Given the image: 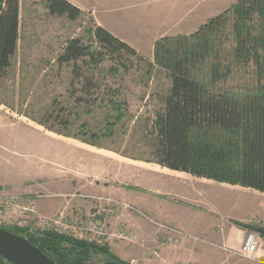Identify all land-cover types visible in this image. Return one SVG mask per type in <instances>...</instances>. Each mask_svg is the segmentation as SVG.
<instances>
[{"label":"rangeland","instance_id":"374dc122","mask_svg":"<svg viewBox=\"0 0 264 264\" xmlns=\"http://www.w3.org/2000/svg\"><path fill=\"white\" fill-rule=\"evenodd\" d=\"M69 1L82 9L79 18L51 14L46 0H20L18 49L0 81V196L33 204L39 216L64 212L135 235L95 242L107 248L92 255L96 262L259 264L239 250L254 232L264 259V236L253 228L264 227V192L148 161L153 120L172 85L156 62V42L192 35L239 0ZM96 25L137 56L112 53L92 69L88 57L59 63L70 39L93 44ZM222 36L219 44L230 47L231 32ZM194 75L210 84L207 63ZM256 81L254 65L245 64L219 85L239 91ZM33 215L25 226H6L46 232Z\"/></svg>","mask_w":264,"mask_h":264},{"label":"trees","instance_id":"16d2710c","mask_svg":"<svg viewBox=\"0 0 264 264\" xmlns=\"http://www.w3.org/2000/svg\"><path fill=\"white\" fill-rule=\"evenodd\" d=\"M46 4L54 15L77 19L83 13L69 0H46ZM228 31L233 40L230 47L219 44ZM90 32L93 44L70 39L58 62L76 64L88 57L92 69L112 53L120 59L125 54L137 56L130 44L105 27L96 25ZM19 40L20 0H0V81L12 66ZM155 59L169 71L172 85L164 108L153 120V158L148 161L264 192V0H239L192 35L159 39ZM202 63L209 67L208 85L194 75ZM119 64L129 69L123 60ZM245 64L255 67L256 87L236 91L219 85L236 65ZM3 228L25 236L58 264H104L92 259L96 252L107 253L95 242L55 231L36 235L25 228ZM253 228L264 236V227ZM0 264L14 263L0 254Z\"/></svg>","mask_w":264,"mask_h":264},{"label":"built area","instance_id":"2783aa9c","mask_svg":"<svg viewBox=\"0 0 264 264\" xmlns=\"http://www.w3.org/2000/svg\"><path fill=\"white\" fill-rule=\"evenodd\" d=\"M18 197L0 196V227L16 224L25 226L28 224V214H34L36 226L42 231H55L60 234L73 237L88 242H102L111 239L134 240L133 233L123 231L112 232L107 223L102 220L89 218L73 219L64 212H59L50 217L39 216L33 204L23 205L18 202ZM30 223V222H29ZM261 239L254 232H248L243 239L239 254L246 259H250L264 264V259L258 256L261 250Z\"/></svg>","mask_w":264,"mask_h":264},{"label":"water","instance_id":"95a60500","mask_svg":"<svg viewBox=\"0 0 264 264\" xmlns=\"http://www.w3.org/2000/svg\"><path fill=\"white\" fill-rule=\"evenodd\" d=\"M22 248L32 252L38 262L30 258ZM0 254L14 264H58L26 237L0 227ZM107 264H121L108 262Z\"/></svg>","mask_w":264,"mask_h":264},{"label":"bare ground","instance_id":"6f19581e","mask_svg":"<svg viewBox=\"0 0 264 264\" xmlns=\"http://www.w3.org/2000/svg\"><path fill=\"white\" fill-rule=\"evenodd\" d=\"M24 250V252L30 257L32 258L33 260L37 261L38 262V259L35 257V255L30 252L29 250L25 249V248H22Z\"/></svg>","mask_w":264,"mask_h":264},{"label":"crops","instance_id":"0c3cea01","mask_svg":"<svg viewBox=\"0 0 264 264\" xmlns=\"http://www.w3.org/2000/svg\"><path fill=\"white\" fill-rule=\"evenodd\" d=\"M223 241L226 243L227 242V237H224ZM157 264H163V262H159Z\"/></svg>","mask_w":264,"mask_h":264}]
</instances>
